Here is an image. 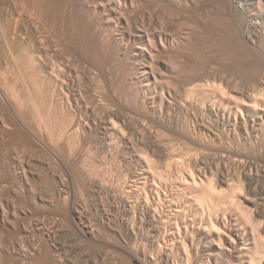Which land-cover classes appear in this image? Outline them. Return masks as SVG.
<instances>
[{
  "label": "bare ground",
  "instance_id": "6f19581e",
  "mask_svg": "<svg viewBox=\"0 0 264 264\" xmlns=\"http://www.w3.org/2000/svg\"><path fill=\"white\" fill-rule=\"evenodd\" d=\"M0 264H264V0H0Z\"/></svg>",
  "mask_w": 264,
  "mask_h": 264
}]
</instances>
